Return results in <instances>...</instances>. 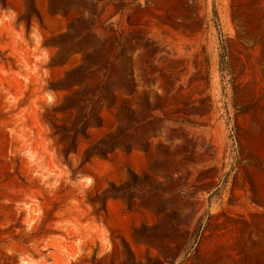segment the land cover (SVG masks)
<instances>
[{
  "label": "rangeland",
  "instance_id": "374dc122",
  "mask_svg": "<svg viewBox=\"0 0 264 264\" xmlns=\"http://www.w3.org/2000/svg\"><path fill=\"white\" fill-rule=\"evenodd\" d=\"M0 264H264V0H0Z\"/></svg>",
  "mask_w": 264,
  "mask_h": 264
}]
</instances>
